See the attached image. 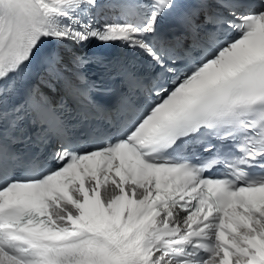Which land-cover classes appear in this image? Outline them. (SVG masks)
Returning <instances> with one entry per match:
<instances>
[{"label": "snow or ice", "instance_id": "1", "mask_svg": "<svg viewBox=\"0 0 264 264\" xmlns=\"http://www.w3.org/2000/svg\"><path fill=\"white\" fill-rule=\"evenodd\" d=\"M0 264H264V0H0Z\"/></svg>", "mask_w": 264, "mask_h": 264}]
</instances>
